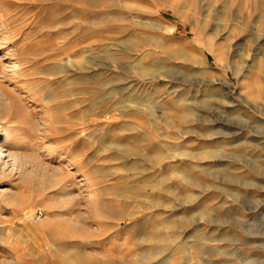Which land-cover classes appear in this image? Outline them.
Listing matches in <instances>:
<instances>
[{
    "label": "rangeland",
    "instance_id": "1",
    "mask_svg": "<svg viewBox=\"0 0 264 264\" xmlns=\"http://www.w3.org/2000/svg\"><path fill=\"white\" fill-rule=\"evenodd\" d=\"M0 87V264H264V0H0Z\"/></svg>",
    "mask_w": 264,
    "mask_h": 264
},
{
    "label": "bare ground",
    "instance_id": "2",
    "mask_svg": "<svg viewBox=\"0 0 264 264\" xmlns=\"http://www.w3.org/2000/svg\"><path fill=\"white\" fill-rule=\"evenodd\" d=\"M16 104H18L16 97L6 88L0 87V124L2 129L0 130V175L6 172L18 175L22 165L18 159L17 153L14 152L9 145L10 139H14L13 134L7 130L5 131V127H3L1 120L2 114L6 112H10L14 117H20V110L16 108ZM24 174L26 173L24 172ZM49 183H51L50 179H43L42 187Z\"/></svg>",
    "mask_w": 264,
    "mask_h": 264
}]
</instances>
